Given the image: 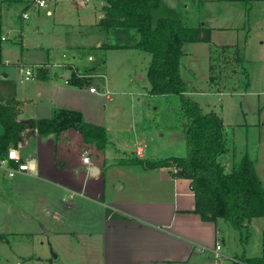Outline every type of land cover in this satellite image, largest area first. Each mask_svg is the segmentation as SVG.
<instances>
[{"label":"rangeland","instance_id":"1","mask_svg":"<svg viewBox=\"0 0 264 264\" xmlns=\"http://www.w3.org/2000/svg\"><path fill=\"white\" fill-rule=\"evenodd\" d=\"M162 1L170 4L172 11L176 10L186 26L203 23L212 30L209 42H190L184 46L185 53L179 64L188 96L204 111L212 108L221 115L225 139L229 143L233 139L235 148L240 150L236 152L237 158L245 153L252 157L258 153L264 158V148L259 155L257 147L258 141H264V4L252 0ZM77 2L49 3V10L54 12L50 16L48 9L35 7L36 0L11 3L0 0V45L5 48L4 62L8 65L5 71L9 73L11 92L17 89L30 98L35 95L36 79L25 80L22 68H32L40 61L72 60L75 54L81 69L109 62L104 73L109 79L111 98L104 93L88 97L83 108L86 120H95L97 124L105 121L109 132L108 145L104 150L95 151L101 162L111 167L118 159L132 154L138 142L143 144L146 155L155 158L184 156L186 133L179 112V95L151 94L147 75L149 54L135 44L130 47L117 45L132 38L131 33L114 32L112 35L111 29L105 31L97 27L96 22L102 15L100 0H89L85 6ZM24 13L29 17L24 18ZM158 13L161 16L166 12L161 7ZM101 34L105 39H101ZM138 38L139 35L136 40ZM77 42L82 46H73ZM225 44H237L242 48L241 62H238L237 47L224 49ZM98 71L103 72L102 69ZM210 77L217 83L210 81ZM84 148L83 155L90 147ZM231 166L232 162L225 165L227 170ZM91 203L100 209L95 202ZM20 224L30 230L36 226L35 221L28 220ZM263 228L264 218H253L249 223V237L242 244L238 231L228 224L225 229L221 226L219 234L225 242L220 250L223 254L220 264H230L233 255L247 258L260 255ZM19 254L30 256L31 264H62L69 259L76 262L73 255L78 257L79 252L71 248L65 237H55L45 231L31 233L12 245L0 240V258L16 264ZM55 254L58 256L54 257Z\"/></svg>","mask_w":264,"mask_h":264},{"label":"crops","instance_id":"2","mask_svg":"<svg viewBox=\"0 0 264 264\" xmlns=\"http://www.w3.org/2000/svg\"><path fill=\"white\" fill-rule=\"evenodd\" d=\"M59 1L53 0L49 3L54 5ZM77 1L79 6H85L89 0ZM252 1L264 4V0ZM101 3L102 15L96 22L98 28L100 20L105 16V2ZM161 7L166 13L158 16ZM171 7L160 0V5L153 11V20H156L154 24L161 17L183 21ZM40 9H48L47 14L50 16L54 13L49 7ZM114 32H128L133 36L127 41L124 40L123 44H117L122 47L133 46L139 35L138 29L130 27H114L111 29L112 35ZM100 36L105 39L103 34ZM185 44L182 46L183 54ZM73 46L81 47L82 44L77 42ZM238 46L225 44L224 49H234ZM4 51L5 48L0 45V101L9 98L24 101V109L19 115L20 121L39 120L43 117L56 119L58 109H66L80 111L87 123L97 124L95 120H86L84 102L88 97L102 95L90 92L91 85L99 86L100 90L109 86V79L104 73L109 62L81 69L76 63L77 55L74 54L72 60L34 63L35 66H47L50 77L46 80L35 78V95L30 98L17 89L11 92L9 73L5 71L8 65L4 62ZM66 57L64 54V58ZM89 59L93 60L92 56ZM79 74L84 77H79ZM73 78L86 81L84 84H76L72 81ZM212 79L209 80L217 83V80ZM111 96L112 94L108 98ZM97 125L105 127V121ZM4 132L5 128L0 121V136ZM24 136L23 147L18 150L23 155L22 161L33 164L32 169H24L11 175L6 168L7 163L13 166H17V163L8 160L5 165L2 160L6 157L0 159V240L12 245L31 233L43 231L55 237L63 236L79 255H73L76 262L69 259L62 264L214 263H211L213 249L216 242H220L221 246L224 244L225 240L219 231L221 226L225 229L227 223L223 219L216 222L204 221L197 213L191 212L194 208V195L189 180L175 175L177 168L163 165L145 169L139 164L123 163L121 159L107 168L98 158L99 153L95 152L104 149L98 148L94 143H86L84 134L75 128L49 136L27 131ZM257 145L260 155L264 141H258ZM138 146L143 148L141 153L137 152ZM84 147H90L89 152H86L92 156L91 164L83 161ZM238 151L240 152L235 148L233 139L231 143L227 141V151L220 156L224 167L232 162L233 153ZM134 154L155 158L146 155L140 142L132 149V154L124 159ZM257 159V171L261 183L264 184V158L261 159L257 153ZM94 166L97 167L96 173ZM91 202H95L100 209ZM108 207L115 208L130 218L111 219L106 216ZM25 220L35 221V228L30 230L23 227L20 222ZM11 247L16 252L15 248ZM56 256L58 255L55 254L54 257ZM236 256H231V261L236 259ZM16 260V264H31L32 261L30 256L22 254H19ZM50 261L54 262V259L50 258ZM0 264L10 263L0 258Z\"/></svg>","mask_w":264,"mask_h":264},{"label":"trees","instance_id":"3","mask_svg":"<svg viewBox=\"0 0 264 264\" xmlns=\"http://www.w3.org/2000/svg\"><path fill=\"white\" fill-rule=\"evenodd\" d=\"M15 2L16 0H4ZM105 2V16L99 26L104 30L114 27L138 29L139 38L135 47L150 56L147 75L151 82V94L174 95L180 99L179 112L184 119L186 133V154L163 158L142 157L134 154L123 163H135L143 168H177L178 177L189 180L194 195V208L201 220L216 222L223 219L238 231L243 244L249 237V223L253 218H264V184L257 171V154L245 153L237 158L233 153L232 168L226 169L220 156L227 151L224 125L221 115L215 110L204 111L200 104L188 96V88L181 78L180 58L183 45L190 42H209L211 29L200 23L186 26L175 18L161 17L154 24L153 11L160 0H101ZM238 62L242 61V48L237 47ZM49 70L38 69L37 79L46 80ZM76 84L86 80L73 78ZM25 102L15 98L0 101V121L5 132L0 136V159L5 158L12 146H18L27 128H37L38 134L49 136L61 134L69 129H77L84 134L88 143L104 148L109 142L107 128L87 123L80 111L58 109L57 118L39 120H19ZM23 135V137H22ZM109 218L128 219L130 216L108 207ZM261 255L256 257L236 256L231 264H264V230L262 231Z\"/></svg>","mask_w":264,"mask_h":264},{"label":"built area","instance_id":"4","mask_svg":"<svg viewBox=\"0 0 264 264\" xmlns=\"http://www.w3.org/2000/svg\"><path fill=\"white\" fill-rule=\"evenodd\" d=\"M49 0H36V4L35 7L37 8H47L49 7ZM53 1V0H50ZM52 12H49V14H51ZM29 15L28 13H24V18H28ZM3 39H5V37H3ZM42 67V65H38V66H34L32 68H22V71L26 73L25 78L27 80L29 79H35L37 78V74H38V69ZM79 77H84L82 74L78 75ZM67 83H70L69 80H66ZM90 92L92 93H98V94H102L104 93V95L106 97H109L112 94V91L106 86L103 88V90H100L99 86L97 85H91ZM27 131H33L36 134H38V129L37 128H27L25 131H23V134ZM23 147V142H19L18 146L16 148H11L6 155V158L2 160V164H5L8 162V160H14L17 163V166H13L7 163V169L9 171V173L11 175L16 174L17 171H23L24 169H32L33 168V164L31 162L28 161H22L23 160V155L20 153V151L18 149ZM143 151L142 146H138L137 148V152L141 153ZM83 161L87 164H91L92 163V158L91 155L89 153H85L83 155ZM221 249V243L220 242H216L214 249H213V254H214V263L213 264H220V260L223 258V254H221L220 252ZM20 263V262H19Z\"/></svg>","mask_w":264,"mask_h":264},{"label":"water","instance_id":"5","mask_svg":"<svg viewBox=\"0 0 264 264\" xmlns=\"http://www.w3.org/2000/svg\"><path fill=\"white\" fill-rule=\"evenodd\" d=\"M93 170H94V173H96L97 172V167H93Z\"/></svg>","mask_w":264,"mask_h":264}]
</instances>
